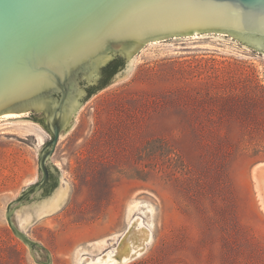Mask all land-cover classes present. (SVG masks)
<instances>
[{
    "label": "rangeland",
    "instance_id": "obj_1",
    "mask_svg": "<svg viewBox=\"0 0 264 264\" xmlns=\"http://www.w3.org/2000/svg\"><path fill=\"white\" fill-rule=\"evenodd\" d=\"M156 40L76 109L49 158L69 199L25 233L52 264H75L81 246L125 228L137 198L153 240L126 264H264V51L223 33ZM1 123L0 264H37L5 218L37 181V152L4 136L31 135L35 147L50 136Z\"/></svg>",
    "mask_w": 264,
    "mask_h": 264
},
{
    "label": "water",
    "instance_id": "obj_2",
    "mask_svg": "<svg viewBox=\"0 0 264 264\" xmlns=\"http://www.w3.org/2000/svg\"><path fill=\"white\" fill-rule=\"evenodd\" d=\"M194 33L228 34L264 51V0H0V114L32 116L0 122H34L50 136L37 147L31 135L4 136L37 152V181L5 212L37 264L52 263L25 228L69 199L70 185L49 158L76 109L93 93L87 88L101 82L103 69L116 58L120 67L95 91L124 78L143 43ZM48 168L57 179L42 190ZM151 239L148 209L139 204L127 214L124 231L81 246L75 264H126Z\"/></svg>",
    "mask_w": 264,
    "mask_h": 264
},
{
    "label": "bare ground",
    "instance_id": "obj_3",
    "mask_svg": "<svg viewBox=\"0 0 264 264\" xmlns=\"http://www.w3.org/2000/svg\"><path fill=\"white\" fill-rule=\"evenodd\" d=\"M221 34V33H220ZM219 35V34H218ZM190 36H193V37H197V36H199V34L198 33H194V34H192V35H190ZM156 42H159V41H157L156 39L155 40H150L149 41V43H147V44H154V43H156ZM137 56H138V54L137 55H135L134 57H133V60H132V66H131V68H130V71L132 70V68H133V66H134V64L136 63V61H138L137 60ZM129 71V72H130ZM128 72V73H129ZM126 75H128V74H126ZM27 114V112H18V113H3V114H0V121H3V120H7V119H13V118H20L21 116H24V115H26ZM2 125V123L0 122V126ZM3 132V131H2ZM39 137V143L41 144V143H43L44 142V139H43V137H41V136H38ZM261 164H264V162L263 163H261ZM255 173L256 174H254L255 176H256V178H257V173H258V169H256L255 168ZM257 181V180H256ZM258 183V182H257ZM259 186V185H258ZM139 204H143V202L140 200V199H137V198H135V199H132L131 200V202L128 204V207H127V214L135 207V206H137V205H139ZM147 209H148V213H149V220H150V228H151V231H152V239H151V241L148 243V245L152 242V240H153V228H154V223H153V218H152V211H151V208L150 207H147ZM127 214H126V216H127ZM126 229V226H125V228L122 230V231H124ZM121 231V232H122ZM120 233V232H119ZM115 234H117V233H115ZM115 234H113L112 236H114ZM112 236H110V237H112ZM102 239H104V238H102ZM98 240H100V239H98ZM96 241V240H95ZM93 242V241H92ZM90 243V242H89ZM148 245L146 246V248L144 249V251L142 252V253H140L138 256H136L134 259H136V258H138L139 256H141L145 251H146V249H147V247H148ZM134 259H132V260H134ZM131 260V261H132ZM130 262V261H129Z\"/></svg>",
    "mask_w": 264,
    "mask_h": 264
},
{
    "label": "flooded vegetation",
    "instance_id": "obj_4",
    "mask_svg": "<svg viewBox=\"0 0 264 264\" xmlns=\"http://www.w3.org/2000/svg\"><path fill=\"white\" fill-rule=\"evenodd\" d=\"M105 68H106V67H105ZM105 68H104L103 71H102V76H101L102 79H101V82H100L96 87L103 85V82H104V81L107 79V77H109V75L111 74L110 71H107ZM89 88H90V87L87 88V89H88V92H89ZM36 113H37L36 111H32V114H33V115H35ZM37 119H38V118H37ZM38 121L42 123V122H43V118H39ZM43 124H44V122H43ZM56 179H57V178H55L54 173L48 168L47 179H46V182H45V184H44L42 190H45V189L49 188V186H50V185H51Z\"/></svg>",
    "mask_w": 264,
    "mask_h": 264
},
{
    "label": "trees",
    "instance_id": "obj_5",
    "mask_svg": "<svg viewBox=\"0 0 264 264\" xmlns=\"http://www.w3.org/2000/svg\"><path fill=\"white\" fill-rule=\"evenodd\" d=\"M121 61L120 58H116L114 60H112L110 63H108V65L106 66V70L110 71V73L112 74L115 70H117V68L120 67ZM96 89V86H91L89 88V93L94 92Z\"/></svg>",
    "mask_w": 264,
    "mask_h": 264
}]
</instances>
